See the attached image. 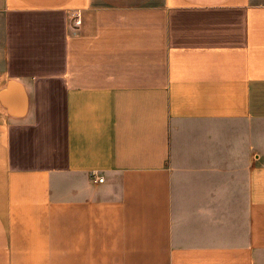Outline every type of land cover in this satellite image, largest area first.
I'll return each instance as SVG.
<instances>
[{"label": "crops", "instance_id": "crops-1", "mask_svg": "<svg viewBox=\"0 0 264 264\" xmlns=\"http://www.w3.org/2000/svg\"><path fill=\"white\" fill-rule=\"evenodd\" d=\"M0 264H264V0H0Z\"/></svg>", "mask_w": 264, "mask_h": 264}, {"label": "built area", "instance_id": "built-area-1", "mask_svg": "<svg viewBox=\"0 0 264 264\" xmlns=\"http://www.w3.org/2000/svg\"><path fill=\"white\" fill-rule=\"evenodd\" d=\"M75 16H76V17H75ZM74 17L76 18V23H77V24H80V23H81L80 14H79V13H76V14L74 15ZM96 180L103 181L104 178H103V177H99V178H97Z\"/></svg>", "mask_w": 264, "mask_h": 264}]
</instances>
